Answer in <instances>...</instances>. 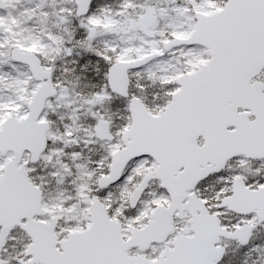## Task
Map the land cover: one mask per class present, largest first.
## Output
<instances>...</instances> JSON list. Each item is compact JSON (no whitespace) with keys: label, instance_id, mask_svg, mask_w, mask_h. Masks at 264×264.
<instances>
[{"label":"snow or ice","instance_id":"obj_1","mask_svg":"<svg viewBox=\"0 0 264 264\" xmlns=\"http://www.w3.org/2000/svg\"><path fill=\"white\" fill-rule=\"evenodd\" d=\"M0 264H264V0H0Z\"/></svg>","mask_w":264,"mask_h":264}]
</instances>
